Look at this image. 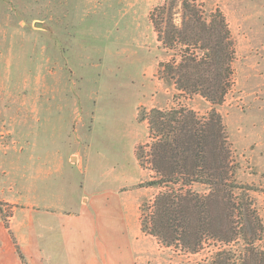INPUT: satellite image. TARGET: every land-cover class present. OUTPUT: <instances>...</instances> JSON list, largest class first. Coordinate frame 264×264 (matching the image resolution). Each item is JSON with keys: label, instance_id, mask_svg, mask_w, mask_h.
Segmentation results:
<instances>
[{"label": "rangeland", "instance_id": "374dc122", "mask_svg": "<svg viewBox=\"0 0 264 264\" xmlns=\"http://www.w3.org/2000/svg\"><path fill=\"white\" fill-rule=\"evenodd\" d=\"M168 1L179 24L182 0H0V214L6 226L21 207L74 208L98 101L132 92L131 145L134 155L138 145L145 150L139 178L121 190L131 196L140 223L134 264H208L224 246L209 239L190 253L142 231L160 189L139 185L154 172L151 138L137 110L183 104L203 114L214 107L223 117L236 179L264 189V0H194L206 12L223 13L232 39L234 84L217 105L180 97L161 78L159 62L171 51L162 48L150 14L159 18ZM252 195L264 215V192Z\"/></svg>", "mask_w": 264, "mask_h": 264}, {"label": "trees", "instance_id": "16d2710c", "mask_svg": "<svg viewBox=\"0 0 264 264\" xmlns=\"http://www.w3.org/2000/svg\"><path fill=\"white\" fill-rule=\"evenodd\" d=\"M173 3L161 6L159 18L154 11L150 14L162 48L171 51L168 61L159 62L161 78L180 97L220 104L234 84L225 16L182 0L176 24ZM137 120L147 125L148 161L154 172L153 179L139 185L160 189L141 220L142 231L190 253L209 239L223 243L208 264H264V215L252 195L264 189L236 179L222 115L214 107L198 114L183 104L148 110L139 106ZM144 153V146L138 145L140 167ZM16 252L22 264H30L17 244Z\"/></svg>", "mask_w": 264, "mask_h": 264}, {"label": "crops", "instance_id": "0c3cea01", "mask_svg": "<svg viewBox=\"0 0 264 264\" xmlns=\"http://www.w3.org/2000/svg\"><path fill=\"white\" fill-rule=\"evenodd\" d=\"M131 95L117 92L98 101L74 208L21 207L9 217L11 227L0 214V264H22L16 244L30 264H134L140 223L131 196L121 191L141 171L131 145L136 115Z\"/></svg>", "mask_w": 264, "mask_h": 264}, {"label": "water", "instance_id": "95a60500", "mask_svg": "<svg viewBox=\"0 0 264 264\" xmlns=\"http://www.w3.org/2000/svg\"><path fill=\"white\" fill-rule=\"evenodd\" d=\"M35 25L36 26H42V23L41 22H36Z\"/></svg>", "mask_w": 264, "mask_h": 264}]
</instances>
